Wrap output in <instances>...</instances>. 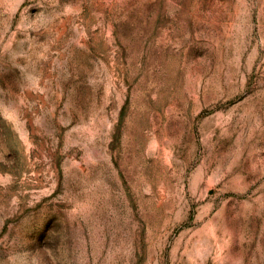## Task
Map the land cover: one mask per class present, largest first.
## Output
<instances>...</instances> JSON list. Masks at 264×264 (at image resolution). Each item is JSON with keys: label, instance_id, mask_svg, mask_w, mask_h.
<instances>
[{"label": "rangeland", "instance_id": "374dc122", "mask_svg": "<svg viewBox=\"0 0 264 264\" xmlns=\"http://www.w3.org/2000/svg\"><path fill=\"white\" fill-rule=\"evenodd\" d=\"M0 264H264V0H0Z\"/></svg>", "mask_w": 264, "mask_h": 264}]
</instances>
